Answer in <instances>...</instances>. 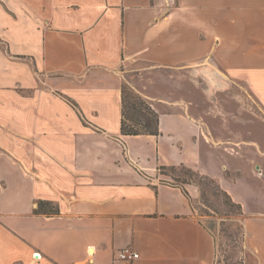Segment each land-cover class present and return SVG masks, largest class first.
Returning a JSON list of instances; mask_svg holds the SVG:
<instances>
[{
	"label": "crops",
	"instance_id": "0c3cea01",
	"mask_svg": "<svg viewBox=\"0 0 264 264\" xmlns=\"http://www.w3.org/2000/svg\"><path fill=\"white\" fill-rule=\"evenodd\" d=\"M124 82L157 134L121 132ZM181 165L241 205L264 264V0H0V264L126 246L133 264H215L197 186L159 173Z\"/></svg>",
	"mask_w": 264,
	"mask_h": 264
},
{
	"label": "rangeland",
	"instance_id": "374dc122",
	"mask_svg": "<svg viewBox=\"0 0 264 264\" xmlns=\"http://www.w3.org/2000/svg\"><path fill=\"white\" fill-rule=\"evenodd\" d=\"M259 109L249 96L246 99V114ZM159 173L168 175L171 182L193 183L197 186L192 198L196 215L212 234L215 241V264H255L254 255L245 241L242 216L230 205L228 197L218 188L217 182L202 178L185 169L164 168Z\"/></svg>",
	"mask_w": 264,
	"mask_h": 264
},
{
	"label": "trees",
	"instance_id": "16d2710c",
	"mask_svg": "<svg viewBox=\"0 0 264 264\" xmlns=\"http://www.w3.org/2000/svg\"><path fill=\"white\" fill-rule=\"evenodd\" d=\"M121 101H122V117H121V132L126 135L137 134H157L158 133V115L151 105L137 93L127 82L121 86ZM177 167L185 169L187 172L194 173L202 178H208L215 182L213 178L194 171L193 169L181 166H169L170 169ZM168 167H162V169ZM218 188L228 197L230 205L237 208V212L242 216L243 212L241 205L232 200L230 195L225 192L218 184ZM50 208V212H57V208L50 201H39L38 208Z\"/></svg>",
	"mask_w": 264,
	"mask_h": 264
},
{
	"label": "built area",
	"instance_id": "2783aa9c",
	"mask_svg": "<svg viewBox=\"0 0 264 264\" xmlns=\"http://www.w3.org/2000/svg\"><path fill=\"white\" fill-rule=\"evenodd\" d=\"M139 258V253L129 246L123 247L117 252L115 260L111 264H133Z\"/></svg>",
	"mask_w": 264,
	"mask_h": 264
}]
</instances>
